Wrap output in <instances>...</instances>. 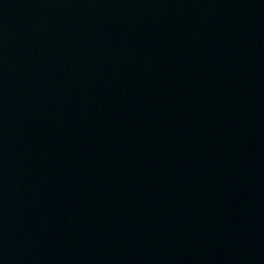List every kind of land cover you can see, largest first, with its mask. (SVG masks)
I'll use <instances>...</instances> for the list:
<instances>
[{
  "label": "water",
  "instance_id": "obj_1",
  "mask_svg": "<svg viewBox=\"0 0 264 264\" xmlns=\"http://www.w3.org/2000/svg\"><path fill=\"white\" fill-rule=\"evenodd\" d=\"M0 264H264V0H0Z\"/></svg>",
  "mask_w": 264,
  "mask_h": 264
}]
</instances>
